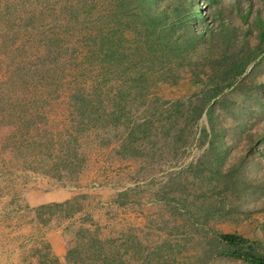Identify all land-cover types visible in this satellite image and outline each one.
Segmentation results:
<instances>
[{"label":"rangeland","instance_id":"rangeland-1","mask_svg":"<svg viewBox=\"0 0 264 264\" xmlns=\"http://www.w3.org/2000/svg\"><path fill=\"white\" fill-rule=\"evenodd\" d=\"M161 16L173 41L199 36L198 80L158 45ZM244 56L257 65L227 86ZM73 197L79 211L34 213ZM85 228L169 264H247L216 255L217 233L264 248V0H0V264H66Z\"/></svg>","mask_w":264,"mask_h":264},{"label":"trees","instance_id":"trees-1","mask_svg":"<svg viewBox=\"0 0 264 264\" xmlns=\"http://www.w3.org/2000/svg\"><path fill=\"white\" fill-rule=\"evenodd\" d=\"M187 16L188 14L182 15L181 17H179L182 19H176L173 23L170 24L169 28L171 29H173L174 27L188 28L189 21L188 19H186ZM159 18L160 19H158L157 17L160 23L156 24V30L159 32L157 35V38L159 39L158 45H160L161 50H165L171 54L174 53L175 56L174 59L175 60L176 58L181 59L182 61L181 64L185 68L189 67V63H186L184 59H186L190 63H193L189 72L192 74V75L190 74V76L194 77L193 72L191 70H195L197 68L198 66L197 64H200V58L195 53H192L193 57L187 55L188 52H191V50L188 49V44L190 45L192 43L198 42L199 36L192 34L193 36L190 37L189 40H185L183 43H179L178 38L175 41H173L172 38L167 35V31L165 30L166 29L165 22H162L163 20L162 18L165 17L161 16ZM258 56L257 57L244 56V57H240L239 59L232 58L233 62L227 60V64H228L227 73L224 70L226 75L224 80L227 82L226 85L230 86L233 82L232 79H235L243 75L245 70L257 60ZM219 60H225V57H221L219 58ZM256 65L257 63H254V66ZM177 66L179 68V65ZM199 68L200 67L198 66L197 69ZM207 73H208V69H207ZM194 78L197 79L196 76ZM192 83L195 84L196 82H192ZM221 90L222 89L210 90L208 93H206L205 100L207 102H211L212 100L216 99L220 94ZM88 98L89 97L87 95L85 96L84 94H78L68 97L65 102L71 103V106H73L77 111L82 110L83 113L84 109H87L89 106V104H87ZM84 102L86 103L82 105ZM113 103L115 104V105L113 104V107L116 109H114V111L109 114V117L117 116L115 119L119 120V116L117 114H121V113L119 112L120 109L117 106L118 103L115 102ZM211 111L213 110L210 109L207 111V116L209 117L210 120H211L210 118ZM200 117H201V111H199V113L197 114V119ZM104 118H105L104 120L107 119L106 116ZM187 119L188 117H186V120ZM98 120H99L98 118L93 119V122H97ZM209 122L211 123V121ZM210 126L212 127L213 125ZM148 131L149 129L147 128L146 122L132 126V133L128 138L129 140L127 139L128 141L120 146L122 152L124 153L128 152L132 155L135 154L137 150L136 147L137 142L144 141L148 134ZM166 132L163 133V136L164 137L170 136V131H166ZM211 132L213 133V130H211L210 133ZM136 133L137 134L139 133L138 137L134 136L136 135ZM178 134H182L181 129L178 130ZM177 137L180 140V135H178ZM210 146L212 148H216L213 145ZM216 153H217L215 155L216 164L220 165L219 164L221 162L220 158H223L224 155L221 154L219 149H217ZM80 208L81 207L79 205L77 197L76 198L73 197L62 203H51L46 205H40L34 209V213L36 214L38 219L42 221L40 219L41 216L45 213L48 214L53 210L61 211V212L71 210V212H73V211H79ZM215 241H217L218 244L221 245V248L216 252V255L220 258L241 260L247 264H264V248L261 249V247L258 246V244L251 242L249 239L243 237L238 233H232V234L217 233L215 237ZM215 241L213 242L216 244ZM216 246L218 245L216 244ZM205 259H206L205 260L206 263V261L210 260V257L209 258L205 257ZM64 260L66 264H169L170 263V259L168 257H162V255L160 256V254L156 253V247L152 248L143 245L142 242L136 236L129 235L126 236V238L121 241L116 239H101L98 233L96 232V228L82 229V231L77 235L73 246H71L66 251ZM180 260L181 263L178 264H186L185 262H182L181 258ZM202 264L204 263L202 262Z\"/></svg>","mask_w":264,"mask_h":264},{"label":"crops","instance_id":"crops-1","mask_svg":"<svg viewBox=\"0 0 264 264\" xmlns=\"http://www.w3.org/2000/svg\"><path fill=\"white\" fill-rule=\"evenodd\" d=\"M54 251H56V248H55V247H54ZM56 254H57V255H60V253H59V252H56Z\"/></svg>","mask_w":264,"mask_h":264}]
</instances>
